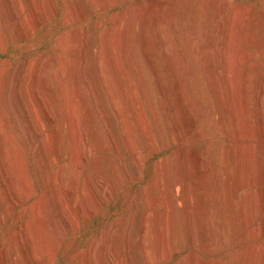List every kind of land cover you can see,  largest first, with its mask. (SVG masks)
<instances>
[{
	"label": "bare ground",
	"instance_id": "6f19581e",
	"mask_svg": "<svg viewBox=\"0 0 264 264\" xmlns=\"http://www.w3.org/2000/svg\"><path fill=\"white\" fill-rule=\"evenodd\" d=\"M135 1L136 7L131 13L133 16H128L130 19L126 18L125 26L122 27L121 25L113 33L96 36L100 42L101 50L98 49V56L93 58V61L96 60L98 81L103 84L105 80L102 65L104 61L111 65L110 60L116 51L115 49L119 55L122 54L128 60L132 66L130 67L133 68L135 89L133 91L134 100L132 106H129V113L130 115L134 114L136 140L139 144H143V147L145 146L150 157H158L154 162L148 195L153 214L149 216V213L144 212L147 215L139 217L140 220L137 222V226L135 225V232L127 218L123 222L117 221L119 223L115 227L109 228V240H107L109 241L107 250L109 252L106 254L110 253L109 256L112 257L113 264L124 263L122 258L124 259L126 254L131 253H129V243L132 238L140 247L139 250L141 249V252L137 251L142 255L146 254L150 259L149 263L152 264L156 262L157 256L169 262L172 253L181 254L183 246L176 230V210L178 204L181 203L185 217V234L183 236H186L189 245L199 240L201 246L196 252H193L194 254H190L191 256L187 259L188 264H195L196 260L194 261L193 257L198 258L197 256L200 254L209 259L206 264H236L239 261L241 264H256L258 260H262L264 264V246L252 245L249 238L252 233L254 204L251 196L245 195L237 206L236 223L238 228L235 234L245 242L240 254L236 252L234 255H224L228 221L222 212L225 203L229 202L226 195L232 182L236 181V194L238 195L251 184L252 180H255L258 187V197L255 198H258L259 212L263 215V220H261L263 227L260 226L259 234H264V11H258L249 18V15L253 13L252 9L234 8L229 25L226 26L225 22L222 21L225 8H222V5L219 8H212L214 3L208 0H196V2L193 0ZM77 2V0L68 1L67 15L76 14L78 19L82 20L85 14L78 7ZM262 2L264 3V0ZM225 5L223 6L225 7ZM125 15L127 17V14ZM252 20H256V25H254L256 28H260V31L251 30L252 34H248L243 29V24ZM240 24L242 27L239 28ZM79 43L80 45L76 49L73 48L74 53L78 54V60L72 63L68 71L61 70L62 68L60 71L58 70L61 81L59 80L60 86H58L59 90L57 89L59 97L69 88L70 91L72 88H77L75 91L79 89L77 96L74 94L75 91L73 92L74 95L68 91L73 95V101L77 103L70 108L72 109L71 114H67L64 122L58 121L61 124L57 122L59 126L53 131L52 141L58 146L59 141L64 138L61 137L63 130L69 133L66 136L69 135L70 138L74 136L72 135L73 132L77 133V143L76 141L73 142L76 155L79 160L82 158L85 161L90 160L94 166L99 162L98 154L104 147L99 140L100 129H105L107 122L110 121H107L109 118L104 115L101 104L92 105L93 102L91 104L89 102L91 96L88 97V93L94 92L92 96H95L97 83L91 84L92 80L89 78L87 70V48L82 44V41ZM94 64L92 62L93 67H95ZM41 70V66H38L33 73V95H31L34 97L33 102L35 101L38 105V110L42 112L43 119L46 123L52 124L54 119L48 112V107H45L42 100L37 96L38 83L41 82L45 87L47 86L48 72L42 73ZM58 75L56 74V76ZM0 83L3 82L0 81ZM8 91L10 89L5 94L0 95V106H5V108L9 104ZM79 93L81 94L80 97H78ZM111 94V99L114 100L115 96L112 92ZM98 95L95 98L99 97ZM98 101L100 102V100ZM2 106L1 108H3ZM114 107L117 106L114 105ZM248 108L254 111L256 126L254 128L251 126L252 129L244 124L245 112ZM12 111L15 113V110ZM115 112L116 118L119 117L121 120L120 110L116 109ZM6 117L0 112V230L2 232L0 237V264H46L42 263L39 258L45 242H43L45 231H42L43 226L41 225V200L33 199L25 194L27 187L24 182L27 181H24V171L22 173L21 169L24 161L20 162L22 164L20 166L19 161L23 159H18V156L19 158L21 156L17 154L19 151L17 146L22 145V130L19 125L10 130L12 128L11 123ZM229 126L233 131V140L237 143L234 148L236 164L234 181L230 170L231 165H228L232 149L229 148L230 146L218 143V138L226 135ZM249 135L255 136L259 140V165H256L257 170L253 174L251 162H249L250 158H248L250 150H247L246 146H242ZM256 138L254 139L256 140ZM68 139L66 138V141ZM42 140L45 141V139ZM78 140L80 143L82 140L83 144H86L84 153L78 152V149L81 148L78 145ZM192 141L200 146L199 152L189 150ZM60 145L63 144L60 143ZM66 145L68 144L66 143ZM42 146L44 145L42 144ZM233 147L231 146V148ZM138 151L135 149L133 153L135 158L139 156ZM185 152L191 154V156L188 154L192 160L188 163H192L191 165L187 163L188 156ZM175 160L179 164L177 163L178 166L174 168ZM72 162L74 163V161ZM72 162L69 161L67 165L65 163L67 171L72 168ZM113 168H116L115 165ZM113 168H110V175L101 176L98 181L103 186L102 189H110L114 192L117 186H115L117 176L116 170ZM190 175L191 177H189ZM57 177L58 179L53 180L54 186L58 180L62 181L61 177ZM192 177L195 181L190 183L188 180ZM76 182L73 181L72 183L76 185ZM87 186L86 184L82 185L84 187L83 193ZM63 188H61L62 191ZM57 189L60 191L58 187ZM179 190L183 193L181 199L177 194ZM68 191L70 190H65L66 195L69 193ZM223 191L226 194H223ZM232 194L230 195L233 196L234 194ZM229 206L231 205L229 204ZM51 226L52 232L55 233L53 237H56V232L59 231L58 226L56 225V227L54 224ZM58 234L57 232V237ZM119 247L121 250L123 249L125 255L120 253ZM91 249L88 254L84 255L85 258L83 257L86 264H92L91 258L97 257L100 253L96 247ZM130 256H127L129 260L127 261L134 264V260H130ZM143 256L145 257V255ZM185 263L187 262H179L178 264Z\"/></svg>",
	"mask_w": 264,
	"mask_h": 264
},
{
	"label": "rangeland",
	"instance_id": "374dc122",
	"mask_svg": "<svg viewBox=\"0 0 264 264\" xmlns=\"http://www.w3.org/2000/svg\"><path fill=\"white\" fill-rule=\"evenodd\" d=\"M68 1L69 0H0V81L3 82L0 83V95L5 94V92L10 89V91L8 92L9 104H11L10 107L8 104L6 108L5 106L1 105L3 108H1L0 106V112L3 116H7L8 118H6L8 120H10L12 127L10 130L15 129L16 126L19 125L22 130L21 132L23 133H21L22 145L19 146L20 148L17 146V150L19 149L20 151H18L17 154L21 156L20 158L18 156V159H23L19 161V164L20 166L23 164L21 166L22 173L24 171L23 178L25 177V180H23L27 181L26 183L23 181L24 185L27 187V189L25 188V194L27 196H31V198L33 199L37 200L38 198L41 200H39L41 203V225L43 226L42 231H45L43 233V239L45 238L43 242H46L43 243V254L40 253L41 255L39 256L41 262H44L46 264H86L84 255L88 254L89 250H92L91 248L96 247L100 253L98 252L99 257L97 256L95 258H91L92 264H107L109 263V261V264H113L112 257L109 256L110 253L106 254L107 252H109L107 251L109 245V241H107L109 240V228L112 229L119 222H123L127 218L129 222H131L130 224L132 225V229L134 230L136 229L137 222L140 220L139 217L141 218V216L145 215L146 213H149V216H152L153 210L151 209V201L148 195L151 182L150 180L152 179L154 171V162L158 157H150L145 146L143 147V144H139L136 140V130L133 120L134 114L130 115L129 113L130 107L132 106L134 100L133 91L135 89V76L133 68H131V64L125 57L122 56V54L119 55L117 53V49H115V56L113 54L111 57L112 59L110 60L111 65H109L105 61L102 65L105 80V83L103 84L101 83V81H98V77L96 76V60L93 61V58L95 59L98 56V49L101 50V48L99 47L100 42L98 40V37L101 36V34L115 32V29H118L121 25L122 27L125 26L127 19H130L129 17L133 16V14L131 13L134 12L133 8L136 7V1L77 0L78 7L85 14L82 20L78 19L76 14L70 13L69 15H67L69 8ZM193 1L196 2V0ZM208 1L214 3L212 8H219L220 5H222V8H225L224 15L222 16V21L225 22L226 26L229 25L228 23L231 20L230 17H232L231 14H233L232 12H234V8L252 9L253 13L249 15V18H251L252 15L257 13L258 11H264V3L262 2V0ZM142 2H145V0H142ZM223 5H225V7ZM125 14H127V17ZM254 24L256 25V20L249 21L243 24V29L248 34H252L251 30L259 32L260 28H256ZM240 27H242L241 24L239 28ZM83 37H85L86 39H83ZM76 38H78V40H76ZM75 40L77 41V44L74 42ZM81 41L82 44H84L87 48L88 76L92 80L91 84L93 83L94 85L95 83H97V88L95 87V96L99 94V97L95 98L94 95L92 96L94 92H90L91 94L88 93V97L91 96L89 102L90 104L93 102L92 105L101 104L104 109V115H106V118H109L107 119V121H110L107 122V126H105V129H100V138L99 135L98 138L101 144L104 145V147H102L103 151L101 150V152L98 154L99 162L94 164V166L92 165V162L90 160L85 161V159L82 160V158L81 161L76 155L77 152L74 150L73 144L75 143L74 141H76L77 143V133L73 132L74 134L72 135L74 136L72 137L74 138L72 139V137L70 138L69 135L66 136V134L69 133L63 130L61 131V137L64 138L63 140L59 141L58 146L53 144L52 141V134H54L53 131L56 130L59 124L66 120V116L71 114L72 109L70 108L73 106V104L77 103L73 101V95L75 94L77 96L79 91V89L78 91H75V89L77 88H72V90L70 91L69 88L67 91L63 92L64 94L62 93L59 97L58 86H60L61 78L58 75V70L60 71V69L62 68L61 70L64 69L68 71L72 63L78 60V54L76 52V54L74 53V49H76V47L80 45L79 42ZM91 61L93 62V64L95 62V67H93ZM38 66H41L42 73L46 71L48 72L46 78L48 87H45V85L41 82L38 83L37 96L42 100L45 107H48L47 110L54 119L52 124L46 123L45 119H43L44 116L42 115V112L38 110V105L35 103V101L33 102L34 97L32 96V79L33 73L38 68ZM93 68L95 69L94 71L92 70ZM56 74L58 76H56ZM21 86H23L24 88ZM22 88L23 90H21ZM68 91H70L71 94H73L74 91L75 92L73 95H71ZM111 92L114 94L113 96H115L114 100L111 99ZM80 93L82 94V92ZM80 93L78 97L81 96ZM92 98L93 100L96 99L94 100L95 103L93 100H91ZM98 100H100V102ZM114 105H116L117 107H114ZM12 107L13 109H11ZM115 108L117 110H120L122 116L121 120H119V117L116 118L117 115L115 116ZM12 110H15V113ZM245 113L246 118L244 124H246L247 127L250 126L249 128L251 129L252 127L254 128L256 126L254 111L251 108H248ZM58 121H61V123ZM125 121H127L126 126ZM247 122L249 123L247 124ZM232 132L233 131L229 126L226 135L220 136L218 138V143L227 145L228 147L230 146L229 148L232 149L231 157L229 160L230 163L228 165H231V168H229L232 172L234 181V175L236 173L234 148L237 146V143H235V141L233 140ZM63 134L64 136H62ZM251 135H249L248 138L250 141L247 139L243 142L242 146H246V148H248L247 150L251 151H249L250 156L248 158H250L249 162H251V172L253 171V174L254 172H256V167L259 165L258 160L260 157V153L258 149L259 140L255 136L252 137ZM105 136L109 137L106 138ZM66 138L69 139L66 141ZM254 138H256V140ZM42 139H45V141ZM81 142L82 143H80L79 141L78 145H80L79 147H81L82 149L79 148L80 151L78 149V152L84 153V151L86 150V144H83L82 140ZM60 143L63 145L61 146ZM66 143L68 145H66ZM42 144L44 146H42ZM231 146L234 147L231 148ZM135 149H137V151L139 150V156L137 158L133 156ZM189 150L193 152H199L200 146L192 141L189 145ZM57 151L59 152V155ZM186 154V156H188V154L191 156L190 152ZM56 156H60V159ZM190 156L187 157L189 160L186 159L187 163L188 161L192 162ZM71 159L72 161H74V163L71 161ZM69 161L73 163H71L72 165L75 164L74 166L71 165L74 170L72 168L69 171L66 170V165L67 163H69ZM20 162L23 163L21 164ZM50 163L53 165H51ZM177 163L178 161L176 162L175 160L174 168L178 166L179 163ZM112 164H114L116 168H113L114 165ZM191 164L192 163H188V165ZM110 168L116 170L115 172L117 181L115 183V186H117L114 192L110 189V191L105 188L102 189L103 186H101L98 181L99 177L110 175ZM189 171L190 170L188 169V173L190 174ZM175 173L177 174V172ZM64 175L66 176L63 177ZM57 176L61 177L62 181L55 180L59 184L55 183L54 181V186L53 180L55 178L58 179ZM189 177H191V175ZM71 179L73 181H77L76 185L72 183L73 181ZM84 180L86 183L84 182ZM82 181L86 184V186L88 185L87 189L85 188L86 190L84 191V193L82 190L84 187H82V185L85 184ZM188 181L190 183H193L195 179L192 177ZM251 184L252 186H250ZM251 184L244 191H241L238 195L236 194V181L232 182L230 189L227 190L226 196L229 198L230 203H228L231 206H229L228 203V205L225 203L222 208L224 218L226 219V221H228L227 230L229 231H227L228 233L226 232L225 237L227 241L225 240L226 248L224 255L226 256L234 255V253L236 254V252L240 254L242 248H244L245 246V242L242 240V238L236 236L235 233L238 228V224L236 223L237 206L241 199L247 194L251 196V199L253 200L252 202L254 203L252 212L253 222L251 227L253 230L251 229L252 233L249 237L250 243L252 245H258L260 247L264 246V234H259L260 226L261 228L263 227V222L261 221L263 220V215L259 212L257 203L258 198H255L258 197V187L255 180H252ZM60 186L61 188L64 187L65 189L63 188L62 191ZM57 187L60 191H58ZM66 187L69 189H67ZM65 190H70L68 192H71V194L67 193V195H69L67 196ZM225 191H223L222 193L226 194ZM228 191L231 192L228 193ZM177 194L179 199H181L183 193L179 190ZM230 194H232L233 196H231ZM133 203L135 206L133 205ZM130 204L133 207H131ZM71 206H74V209ZM181 206L182 204L179 203L177 206L178 211L176 210V230L177 236L182 243L183 251L179 255H175L172 253L169 262H167L166 259L157 256L156 262H154V264H178L179 262H187L185 264H188L187 259H189V257L191 256L190 254H194L193 252H196V250L201 247L199 240L194 244L189 245L185 238L186 236H183V234H185V217L183 206ZM76 208L80 211H78ZM72 209L77 211L74 212ZM131 219L133 223L132 221H130ZM117 221L119 222L117 223ZM51 222L55 226H58H56L59 230L57 232L60 235L58 234L57 237L56 232L57 238L53 237L55 233L51 230V225H53ZM1 233L2 232L0 230V237ZM132 239V242L130 241L129 243L131 245H129V253H131L129 255L126 254V256H124V259L122 258V262H124L125 264H130V262H128L129 260L127 256L131 255L130 260H134V264H152L149 263L150 259H148L149 257H147L146 254H143L145 255L144 257L142 253H140V247L137 246L134 242V239ZM137 250H139L140 252ZM119 251L120 253H122V255L124 254L123 249L121 250V247H119ZM195 257L196 256L193 257L194 261L196 260L195 264H206L209 261V259L203 254L197 256L198 258ZM258 261L256 264H263L262 260ZM236 264H241V262H236Z\"/></svg>",
	"mask_w": 264,
	"mask_h": 264
}]
</instances>
